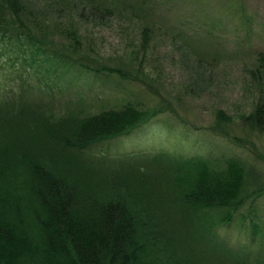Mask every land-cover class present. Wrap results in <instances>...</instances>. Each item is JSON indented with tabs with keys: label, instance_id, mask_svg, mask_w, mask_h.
<instances>
[{
	"label": "trees",
	"instance_id": "1",
	"mask_svg": "<svg viewBox=\"0 0 264 264\" xmlns=\"http://www.w3.org/2000/svg\"><path fill=\"white\" fill-rule=\"evenodd\" d=\"M112 1L79 0V7L71 9L79 19H95L112 12ZM82 6H87L86 15ZM35 11L27 0H0V55H15L45 79L66 87L80 76L130 79L119 65L94 60L75 48L76 54L65 51L54 43L44 11ZM70 23L59 28L77 45ZM141 28L144 45L147 26ZM251 71L256 101L239 121L264 135V50L256 53ZM17 102L0 90V264H204L191 255L190 243L202 254L205 247L229 254L236 264H264L247 248L230 247L216 230L219 224L241 227L247 220L252 225L263 220L256 201L264 194V166L236 154L176 157L157 150L147 156L158 169L148 187L112 180L109 166L96 162L86 165L96 167L87 172L96 176H86L90 183L70 173L71 154L130 132L166 108L126 99L91 111L82 109L83 103H69L55 112L40 100L14 109ZM215 111L211 128L217 131L223 111ZM130 165L141 169L138 163ZM122 170L117 166L111 171ZM97 175L104 177L96 181Z\"/></svg>",
	"mask_w": 264,
	"mask_h": 264
},
{
	"label": "rangeland",
	"instance_id": "2",
	"mask_svg": "<svg viewBox=\"0 0 264 264\" xmlns=\"http://www.w3.org/2000/svg\"><path fill=\"white\" fill-rule=\"evenodd\" d=\"M27 1L31 9L44 11L50 19L54 43L65 51L76 54L75 48L94 60L119 65L128 70L130 79L111 75L85 80L80 76L66 87L62 81L45 79L19 57L2 54L0 90H7L18 101L14 109L40 100L55 112L69 103H83L82 109L91 111L118 106L126 99L166 108L130 132L92 142L84 152L71 154L67 158L72 161L71 174L94 183L87 172L92 174L96 167L86 165L96 162L103 168L109 166L112 180L136 189L148 187L158 169L154 170L147 156L157 150L176 157L236 154L256 167L264 166V135L239 121L256 101L251 68L256 53L264 50V0H113L111 13L87 20L79 19L71 9L79 7V0ZM81 10L83 15L88 12L87 6ZM62 22L73 23L77 45L69 43L67 32L59 28ZM142 25L148 32L144 45ZM135 75L145 79L139 81ZM220 108L223 115L216 120V131L211 126ZM114 153L138 160H119ZM130 163H138L143 170L130 169ZM117 166L126 170L111 171ZM257 203L263 213L257 224L249 220L241 227L219 224L216 230L230 247L247 248L250 256L264 259V194ZM193 246L190 243L191 255L204 264H236L229 254L223 256L208 247L202 254Z\"/></svg>",
	"mask_w": 264,
	"mask_h": 264
}]
</instances>
